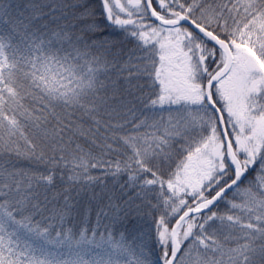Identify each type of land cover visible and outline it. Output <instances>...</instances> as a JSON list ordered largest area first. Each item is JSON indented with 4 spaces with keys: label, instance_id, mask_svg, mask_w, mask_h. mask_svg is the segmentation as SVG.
<instances>
[{
    "label": "snow or ice",
    "instance_id": "snow-or-ice-1",
    "mask_svg": "<svg viewBox=\"0 0 264 264\" xmlns=\"http://www.w3.org/2000/svg\"><path fill=\"white\" fill-rule=\"evenodd\" d=\"M0 264H264V0H0Z\"/></svg>",
    "mask_w": 264,
    "mask_h": 264
}]
</instances>
